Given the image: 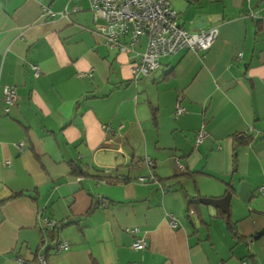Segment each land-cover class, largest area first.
Wrapping results in <instances>:
<instances>
[{"label": "crops", "instance_id": "crops-1", "mask_svg": "<svg viewBox=\"0 0 264 264\" xmlns=\"http://www.w3.org/2000/svg\"><path fill=\"white\" fill-rule=\"evenodd\" d=\"M171 1L217 40L136 79L91 0H0V264H264V0Z\"/></svg>", "mask_w": 264, "mask_h": 264}, {"label": "built area", "instance_id": "built-area-1", "mask_svg": "<svg viewBox=\"0 0 264 264\" xmlns=\"http://www.w3.org/2000/svg\"><path fill=\"white\" fill-rule=\"evenodd\" d=\"M92 10L96 19H103L106 24L102 28V34L106 38L107 44L119 47L122 51H132L140 54L141 58L133 68L135 78L148 76L161 66V60L169 55H177L182 50L188 49L195 53L208 51L215 44L219 35V28L213 27L208 30H201L198 33H191L183 28L178 20V12L172 6L171 0H91ZM144 39H147L146 49L139 51ZM32 69L39 75L41 68L33 65ZM84 75V74H81ZM6 102L12 105L17 101L18 91L14 86L5 88ZM186 108L179 103L177 116L183 114ZM121 125L117 130V135L122 137ZM107 132H113L112 125H104ZM208 137L204 128L197 133V143H203ZM115 139H105V149H114ZM25 144L21 143L20 150H24ZM151 164V160H146ZM179 165L180 162L178 161ZM146 181L145 177L140 178ZM264 193V186L261 188ZM194 211H192L193 213ZM43 225L54 227L55 221L47 218L43 219ZM172 227H178V221L171 216ZM139 228L130 230V234L135 237L133 247L141 250L148 247L145 238L139 237ZM69 246L62 245L60 249L67 250ZM19 264H25L22 258H18ZM39 264H48L46 258L41 256Z\"/></svg>", "mask_w": 264, "mask_h": 264}, {"label": "water", "instance_id": "water-1", "mask_svg": "<svg viewBox=\"0 0 264 264\" xmlns=\"http://www.w3.org/2000/svg\"><path fill=\"white\" fill-rule=\"evenodd\" d=\"M206 26V17L203 16L197 23V27L203 28ZM203 204H208L222 209L229 216V204L231 201V196H225L223 198H202L200 200Z\"/></svg>", "mask_w": 264, "mask_h": 264}, {"label": "trees", "instance_id": "trees-1", "mask_svg": "<svg viewBox=\"0 0 264 264\" xmlns=\"http://www.w3.org/2000/svg\"><path fill=\"white\" fill-rule=\"evenodd\" d=\"M196 0H190V2H195ZM232 222V221H231ZM230 224V227L232 228V230H234L235 228L232 226V224L231 223H229ZM237 236H238V234H237Z\"/></svg>", "mask_w": 264, "mask_h": 264}, {"label": "rangeland", "instance_id": "rangeland-1", "mask_svg": "<svg viewBox=\"0 0 264 264\" xmlns=\"http://www.w3.org/2000/svg\"><path fill=\"white\" fill-rule=\"evenodd\" d=\"M176 112H177V110H176ZM176 116H177V114H176ZM179 116V115H178Z\"/></svg>", "mask_w": 264, "mask_h": 264}]
</instances>
